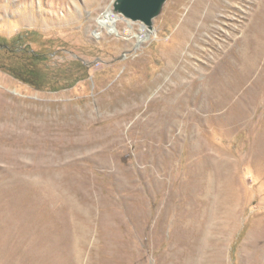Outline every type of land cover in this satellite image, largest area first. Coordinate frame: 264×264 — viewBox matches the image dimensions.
Returning a JSON list of instances; mask_svg holds the SVG:
<instances>
[{
  "label": "rangeland",
  "instance_id": "374dc122",
  "mask_svg": "<svg viewBox=\"0 0 264 264\" xmlns=\"http://www.w3.org/2000/svg\"><path fill=\"white\" fill-rule=\"evenodd\" d=\"M263 1L166 0L146 26L0 0V39L86 68L56 90L0 69V264H264Z\"/></svg>",
  "mask_w": 264,
  "mask_h": 264
},
{
  "label": "trees",
  "instance_id": "16d2710c",
  "mask_svg": "<svg viewBox=\"0 0 264 264\" xmlns=\"http://www.w3.org/2000/svg\"><path fill=\"white\" fill-rule=\"evenodd\" d=\"M30 34L32 32H20L8 40L0 39L1 70L37 89L53 90L67 87L85 74L86 68L79 59L63 67L56 63L51 65L50 52L32 50L26 44Z\"/></svg>",
  "mask_w": 264,
  "mask_h": 264
},
{
  "label": "water",
  "instance_id": "95a60500",
  "mask_svg": "<svg viewBox=\"0 0 264 264\" xmlns=\"http://www.w3.org/2000/svg\"><path fill=\"white\" fill-rule=\"evenodd\" d=\"M166 0H115L113 14L130 20H139L147 26L158 14Z\"/></svg>",
  "mask_w": 264,
  "mask_h": 264
},
{
  "label": "bare ground",
  "instance_id": "6f19581e",
  "mask_svg": "<svg viewBox=\"0 0 264 264\" xmlns=\"http://www.w3.org/2000/svg\"><path fill=\"white\" fill-rule=\"evenodd\" d=\"M211 1V0H210ZM220 2V1H219ZM264 2V1H263ZM115 0H113L112 2V8L114 6ZM200 4V3H199ZM264 6V5H263ZM197 8V7H196ZM210 8V7H209ZM258 11V10H257ZM191 15V14H190ZM262 14H260L261 16ZM262 17V16H261ZM192 18V16H190V18H188L187 20L190 21ZM258 18V17H257ZM261 20V18H260ZM186 22V21H185ZM264 22V20H263ZM190 23V22H187ZM186 23V24H187ZM259 23V22H258ZM144 24V23H143ZM146 25V24H144ZM264 25V24H263ZM147 26V25H146ZM115 28V27H114ZM257 29V28H256ZM256 29L255 32L251 29L248 30V32H246L245 35H243V37L241 39L238 40V42L236 43L235 47L233 48V54L234 56L238 59V60H242L245 59L248 62H251V60L254 58L253 55L257 49V43L254 40V34L256 33ZM114 30V29H113ZM260 30V29H259ZM257 34V33H256ZM264 35V34H263ZM256 36V35H255ZM259 36V35H258ZM264 37V36H263ZM262 46V45H261ZM259 48V47H258ZM260 50V49H259ZM172 51V50H171ZM257 54V53H256ZM246 64V63H245ZM211 97V96H210ZM219 107V106H218ZM217 108V107H216ZM52 126V125H51ZM74 130V129H73ZM72 130V131H73ZM63 134V133H62ZM220 201V200H219ZM210 205V204H209ZM207 238V237H206ZM202 241V240H201ZM207 241V240H206ZM203 242V241H202ZM208 243V242H207ZM201 244V243H200ZM210 244V242H209ZM264 244V242H263ZM207 245V244H206ZM203 246V245H202ZM264 246V245H263ZM206 250V249H204ZM208 253V252H207ZM221 257V256H220ZM213 259V258H212ZM217 259V257H216ZM209 260V259H208ZM207 260V261H208ZM215 260V259H214ZM170 264V263H169ZM174 264V263H173ZM180 264H195L194 263V258H192V255L189 254H185L183 256L182 259V263ZM205 264H222L221 259H219L217 262L215 261H208L205 262Z\"/></svg>",
  "mask_w": 264,
  "mask_h": 264
}]
</instances>
